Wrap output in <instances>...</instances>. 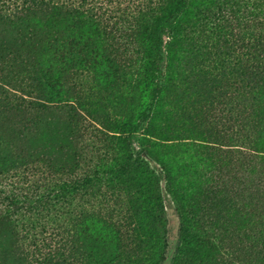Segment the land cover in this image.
<instances>
[{
  "label": "trees",
  "instance_id": "16d2710c",
  "mask_svg": "<svg viewBox=\"0 0 264 264\" xmlns=\"http://www.w3.org/2000/svg\"><path fill=\"white\" fill-rule=\"evenodd\" d=\"M166 194L264 264V0H0V264H160Z\"/></svg>",
  "mask_w": 264,
  "mask_h": 264
},
{
  "label": "rangeland",
  "instance_id": "374dc122",
  "mask_svg": "<svg viewBox=\"0 0 264 264\" xmlns=\"http://www.w3.org/2000/svg\"><path fill=\"white\" fill-rule=\"evenodd\" d=\"M101 1V0H98ZM164 68V62L161 63V69L163 70ZM108 113L109 115L113 118L116 116L119 112V107H109L108 108ZM47 131H50V129H47ZM211 163L213 165L214 173L218 174L220 173V168H221V159L218 158V155L214 154V157L211 159ZM189 182L194 183L193 178H190ZM234 181H231L229 183L231 185V189H229V194L233 195V197L242 195V192L239 188H237V185L234 184ZM161 185V191L164 192L165 187L164 183H160ZM184 186L187 187L188 184L184 183ZM191 197H197L196 192H192L191 195L188 198ZM165 218H166V227H165V233H164V242H165V249L163 252V258L160 262V264H173L174 257L177 254V249L179 247V228H180V223H181V216L179 213L176 212L174 203L172 199L166 194L165 196ZM160 233L162 235L161 229ZM98 240L101 241H106L105 244L108 246H111L113 243V237L112 234L109 232L105 231L103 227H100L98 230ZM245 239V243H252L253 241L247 238ZM233 248L231 246H227L225 250V254L221 255V258L223 260V264H229L228 261H232L234 263V255L235 253H232Z\"/></svg>",
  "mask_w": 264,
  "mask_h": 264
}]
</instances>
